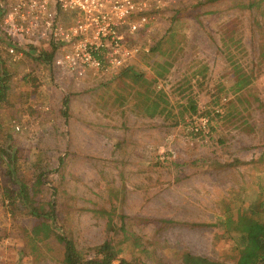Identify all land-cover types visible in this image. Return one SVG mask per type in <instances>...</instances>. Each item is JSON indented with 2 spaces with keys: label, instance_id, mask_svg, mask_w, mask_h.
I'll return each mask as SVG.
<instances>
[{
  "label": "rangeland",
  "instance_id": "rangeland-1",
  "mask_svg": "<svg viewBox=\"0 0 264 264\" xmlns=\"http://www.w3.org/2000/svg\"><path fill=\"white\" fill-rule=\"evenodd\" d=\"M165 2L135 40L157 50L130 71L163 90L174 114L187 79L201 113L210 110L217 87L228 90L239 69L256 65L252 87L260 104L243 106L244 123L213 121L205 136L194 137L191 127L203 128L206 120L173 125L142 116L131 97L125 99L127 80L120 74L70 81L20 62L9 65L13 78L0 103V146L15 152L17 175L29 186L39 172L46 175L35 206L47 210L55 201L53 227L87 259L93 257L87 250L105 239L103 212H111L114 225L126 224L141 241L133 249L114 237L124 260L178 264L187 251L232 263L234 242L215 240L221 234L216 227L195 225L231 216L264 188V0ZM157 64H169L163 77H155ZM26 75L35 81L21 82ZM233 97L228 93L225 100ZM3 185L11 186L0 172V264H62V246L54 240L32 252L26 236L38 223L19 202H2Z\"/></svg>",
  "mask_w": 264,
  "mask_h": 264
},
{
  "label": "trees",
  "instance_id": "trees-1",
  "mask_svg": "<svg viewBox=\"0 0 264 264\" xmlns=\"http://www.w3.org/2000/svg\"><path fill=\"white\" fill-rule=\"evenodd\" d=\"M216 1L220 0H209L210 3ZM156 50V47L150 49L151 52H155ZM52 56V51L35 53L31 48H27L23 50V59L20 62L25 64L30 63L34 67H39L40 65L45 66V69L51 71L50 62ZM165 65L169 66V64H157L155 77H163L161 71H166L164 68ZM254 67L256 65H251L247 71L239 69L238 74L232 80V85L228 90L221 86L217 87L210 101V108H208L210 110H205L201 113L192 96V87L189 86L190 84L187 79L181 84L184 88L180 89L182 99H185L178 104L177 112L174 114V110L164 91L161 89L157 90V87L153 88L151 83L144 79L142 75L135 74L127 68L119 73V77L127 80L123 88L126 95L125 99H127V96L131 97L133 107L142 116L147 118L160 116L164 120L170 121L173 125L185 123L186 119L190 120L193 117L206 120L204 129L201 125L199 127H191L192 131L190 134L194 137H201L206 135L205 128L209 132L213 121H217L220 124H237L241 122L239 124L241 125L244 123L242 122L244 121L242 112L247 109L243 108V106H251L252 102L260 104L256 91L252 87L255 79L253 73ZM9 69V66L4 64L0 59V103L6 100L8 91L10 90V82L13 76ZM205 69L207 71V67L204 66L203 70ZM201 71L202 69H199L193 75ZM28 75L24 76L21 82L35 81L32 78L30 79ZM187 91L188 93L186 94ZM244 92L246 96H241ZM228 93L234 96L233 99L225 100L228 98ZM62 107L61 114L63 117H66L68 115L67 98H64ZM262 159L260 158L259 162H263L264 159ZM0 172L11 184L10 187L3 185L1 189L2 202L7 201L9 206L19 202L23 209L38 223L26 236L30 241L29 245H31L33 253L36 254L39 252L38 244L54 240L62 246V264H139L134 260L127 261L120 258L122 253V249L120 248L121 244L117 247V242H114V237L121 236V241L123 243L128 242L133 249H140L141 241L139 237L135 236V234L126 228V224L120 223L119 227L114 225L113 213L103 212L106 216L105 239L100 245L87 250L86 253L93 254L92 258L87 259L84 253L75 248L71 239L60 234V232H56L53 227V222L56 219L55 201L50 200L48 202L47 210L35 206L33 199L37 196L39 189L46 185L45 174L39 172L35 176L34 182L29 186V184L17 175V158L15 152L11 150L10 146L5 147L2 145L0 146ZM247 203V207L237 208L231 216H226L225 219L220 218L215 223L195 225L197 227H216L221 231V234L216 236L215 240L228 239L234 242L237 253L232 263L210 260L183 251L179 255L178 264H264V188L260 186L258 188V195ZM118 218L119 220L124 219L122 216Z\"/></svg>",
  "mask_w": 264,
  "mask_h": 264
},
{
  "label": "built area",
  "instance_id": "built-area-1",
  "mask_svg": "<svg viewBox=\"0 0 264 264\" xmlns=\"http://www.w3.org/2000/svg\"><path fill=\"white\" fill-rule=\"evenodd\" d=\"M165 6V0H0V59L9 66L27 48L52 51L51 71L67 80L117 76L148 55L136 37Z\"/></svg>",
  "mask_w": 264,
  "mask_h": 264
}]
</instances>
